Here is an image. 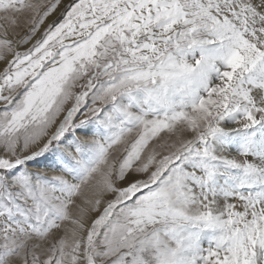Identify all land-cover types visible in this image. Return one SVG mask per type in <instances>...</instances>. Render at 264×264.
<instances>
[{
  "label": "snow or ice",
  "instance_id": "snow-or-ice-1",
  "mask_svg": "<svg viewBox=\"0 0 264 264\" xmlns=\"http://www.w3.org/2000/svg\"><path fill=\"white\" fill-rule=\"evenodd\" d=\"M0 264H264V0H0Z\"/></svg>",
  "mask_w": 264,
  "mask_h": 264
},
{
  "label": "rangeland",
  "instance_id": "rangeland-1",
  "mask_svg": "<svg viewBox=\"0 0 264 264\" xmlns=\"http://www.w3.org/2000/svg\"><path fill=\"white\" fill-rule=\"evenodd\" d=\"M65 2H67V0H65Z\"/></svg>",
  "mask_w": 264,
  "mask_h": 264
}]
</instances>
